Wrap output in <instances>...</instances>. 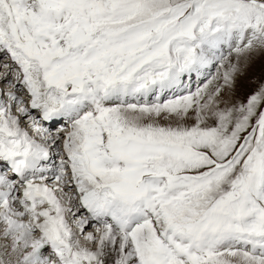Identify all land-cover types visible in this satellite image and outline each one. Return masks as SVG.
Instances as JSON below:
<instances>
[{
    "label": "snow or ice",
    "instance_id": "obj_1",
    "mask_svg": "<svg viewBox=\"0 0 264 264\" xmlns=\"http://www.w3.org/2000/svg\"><path fill=\"white\" fill-rule=\"evenodd\" d=\"M258 60L264 0H0V264H264Z\"/></svg>",
    "mask_w": 264,
    "mask_h": 264
},
{
    "label": "rangeland",
    "instance_id": "obj_2",
    "mask_svg": "<svg viewBox=\"0 0 264 264\" xmlns=\"http://www.w3.org/2000/svg\"><path fill=\"white\" fill-rule=\"evenodd\" d=\"M261 78H264V62L258 60L254 65V67L250 70L248 79L259 80ZM0 84H2V82H0ZM251 91H252V87L248 86V84L245 83L242 86V89L239 94V98L243 99L244 96L251 93Z\"/></svg>",
    "mask_w": 264,
    "mask_h": 264
}]
</instances>
